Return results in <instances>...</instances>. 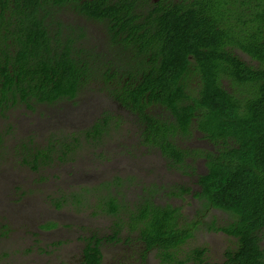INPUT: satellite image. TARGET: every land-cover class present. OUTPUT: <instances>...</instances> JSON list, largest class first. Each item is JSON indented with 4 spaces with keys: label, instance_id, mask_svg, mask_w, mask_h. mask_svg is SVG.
Returning a JSON list of instances; mask_svg holds the SVG:
<instances>
[{
    "label": "trees",
    "instance_id": "trees-1",
    "mask_svg": "<svg viewBox=\"0 0 264 264\" xmlns=\"http://www.w3.org/2000/svg\"><path fill=\"white\" fill-rule=\"evenodd\" d=\"M66 9L90 26L103 24L104 46L88 45L86 26L66 22ZM91 82L135 115L142 143L172 167L204 159L194 196L232 216L208 224L235 239L225 264H264V0H0V111L74 99ZM113 117L104 111L86 133L101 136ZM194 130L211 148L178 144ZM120 210L109 197L106 211ZM182 216L145 196L127 223L162 264H204L205 246L179 257L197 226L180 224ZM119 226L112 224L111 235L84 236L81 264H102L101 247L118 240Z\"/></svg>",
    "mask_w": 264,
    "mask_h": 264
},
{
    "label": "rangeland",
    "instance_id": "rangeland-1",
    "mask_svg": "<svg viewBox=\"0 0 264 264\" xmlns=\"http://www.w3.org/2000/svg\"><path fill=\"white\" fill-rule=\"evenodd\" d=\"M63 17L86 26L88 45L104 46L103 24L90 26L70 9ZM235 52L256 63L243 51ZM106 110L114 115L108 129L99 137L89 136L86 130ZM152 111L165 113L160 107ZM176 141L183 147L211 148L197 130ZM189 162L191 167H172L157 147L143 144L135 115L100 83L86 84L74 99L18 103L0 111V264H81L83 237L93 232L111 235L115 221L121 224L119 238L103 243L102 264H162L156 249L145 251L139 231L128 227L129 212L145 196L178 207L180 224L196 222L179 257L205 246L204 264H225V252L235 246V239L208 229V224L214 219L222 225L232 216L206 208L194 196L205 161ZM117 176L121 183L108 184ZM111 196L121 204L117 216L106 211Z\"/></svg>",
    "mask_w": 264,
    "mask_h": 264
},
{
    "label": "flooded vegetation",
    "instance_id": "flooded-vegetation-1",
    "mask_svg": "<svg viewBox=\"0 0 264 264\" xmlns=\"http://www.w3.org/2000/svg\"><path fill=\"white\" fill-rule=\"evenodd\" d=\"M92 26H93V24H92ZM138 124H139V122H138ZM139 126H140V124H139ZM142 200H143V198H142L138 203H140ZM152 200H153V198H152ZM153 201H154V200H153ZM138 203H137V204H138Z\"/></svg>",
    "mask_w": 264,
    "mask_h": 264
}]
</instances>
